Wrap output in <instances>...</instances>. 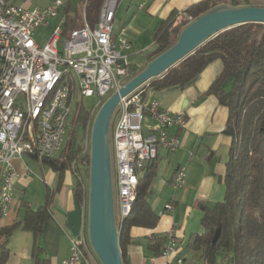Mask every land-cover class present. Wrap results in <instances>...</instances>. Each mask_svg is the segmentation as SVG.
I'll list each match as a JSON object with an SVG mask.
<instances>
[{"label": "built area", "instance_id": "1", "mask_svg": "<svg viewBox=\"0 0 264 264\" xmlns=\"http://www.w3.org/2000/svg\"><path fill=\"white\" fill-rule=\"evenodd\" d=\"M34 1L24 0L28 4ZM46 1V6L30 9L0 0V217L7 214L14 200L17 173L13 161L26 155L41 162L56 159L64 147L73 99L67 84L69 69H76L81 86H85L81 98L93 99L95 108L131 75V44L125 29L115 38L111 35L118 0H103L93 29L85 21V0L81 7L83 27L69 31L67 36H63L65 17L61 16L65 5H59V0ZM179 15L189 23L192 20L184 12ZM39 29L50 30L42 45L34 37ZM56 76H65V84L50 88ZM145 85L121 99L110 120L115 226L117 218L131 211L128 198L144 166L156 159L158 149L175 152L180 140L170 131L185 126L182 114L161 109L156 100L144 101ZM146 113L155 122L154 132L147 135L143 133ZM185 181V168H178L174 188H183ZM165 209L171 211L173 206L167 204ZM164 237L161 256L167 264H185L176 257L178 243L173 232ZM89 252L87 218L82 208L78 236L71 235L70 255L62 264L85 259Z\"/></svg>", "mask_w": 264, "mask_h": 264}, {"label": "trees", "instance_id": "2", "mask_svg": "<svg viewBox=\"0 0 264 264\" xmlns=\"http://www.w3.org/2000/svg\"><path fill=\"white\" fill-rule=\"evenodd\" d=\"M84 2L79 0V7L74 13V18L79 22L69 16L65 17L63 36H67L69 30L83 27L80 6ZM102 2L86 1L85 21L92 29L98 22ZM243 2L205 0L192 5L184 14L195 20L219 6H251L250 0ZM188 23L179 14L161 21L152 34L153 49L146 57V62H151L174 45ZM215 62H220L221 70L204 94L214 97L220 106L227 109L224 134L230 137L231 144L222 177L225 194L221 202L211 208H203L200 224L204 232L192 237L190 248L202 251V264H264V25L249 23L225 30L147 83L155 90L173 87L182 89ZM139 72L141 70L137 72L132 68L129 79ZM91 109L78 106L68 145L56 159L42 161L60 173L72 167L78 175L74 197L85 210L88 206L89 154L88 151L83 153L82 144L76 141L75 132L78 129L85 132L93 119ZM146 119H149L147 113L144 117ZM152 132L154 130H150ZM155 160L144 167L138 179L133 207L119 226L118 246L122 264L126 263L125 250L131 243L130 230L134 227L152 229L158 222V216L146 201L156 170ZM46 209L47 204L36 210H27L21 221L0 229V238H3L0 242V264H7V243L15 231L31 232L34 237L41 234ZM216 231H219V236L216 243L212 244ZM164 242V236L153 237L147 248L154 257H159ZM34 262L48 264L46 259L41 260L36 254ZM80 264L91 263L85 258Z\"/></svg>", "mask_w": 264, "mask_h": 264}, {"label": "crops", "instance_id": "3", "mask_svg": "<svg viewBox=\"0 0 264 264\" xmlns=\"http://www.w3.org/2000/svg\"><path fill=\"white\" fill-rule=\"evenodd\" d=\"M72 1L67 0V5L66 0L63 1L65 8L62 17L73 15L79 7V0L75 5ZM124 1L126 6L119 29L115 33L112 29V35L115 38L121 29H125L132 56L148 48L152 51V34L161 21L173 14H181L205 0ZM8 2L24 4L30 9L48 4L46 0H36L31 4L24 0ZM250 5L264 7V0H250ZM220 70V62L212 63L197 79L182 89L173 87L155 90L149 85L145 87L144 101L156 100L161 109L182 114L185 126L170 131L180 140V147L175 152L164 149L157 151L156 170L146 201L158 216V222L152 229L134 227L130 230L131 243L125 250V264H167L166 258L154 257L147 247L151 238L163 237L170 231L178 243L176 257L181 258L185 264H202V251L190 248L191 239L204 232L200 224L203 208H211L224 198L222 177L231 144L230 137L224 134L227 109L220 106L214 97L204 94ZM154 128L155 122L152 119L143 121L145 135L150 134ZM13 167L17 173L13 184L14 200L7 214L0 217V229L21 221L27 210H36L45 204L47 209L40 235L34 237L31 232L17 230L8 240L7 264H35V254L41 260L46 259L48 264H62L70 255L71 233L66 221L67 214L74 209V189L78 175L72 167L60 173L27 155L15 159ZM178 168H185L186 171L185 185L181 189H175L173 185ZM167 204H171L173 210H166ZM2 240L0 238V242Z\"/></svg>", "mask_w": 264, "mask_h": 264}, {"label": "water", "instance_id": "4", "mask_svg": "<svg viewBox=\"0 0 264 264\" xmlns=\"http://www.w3.org/2000/svg\"><path fill=\"white\" fill-rule=\"evenodd\" d=\"M249 23L264 25V7L219 6L206 12L184 27L174 45L149 62L99 108L90 134L87 236L100 264H122L114 221L109 143V125L115 108L121 99L164 74L210 38L225 30ZM81 221L82 208L74 199V209L67 214L66 221L71 235L78 236ZM218 236L219 231H216L212 244L216 243Z\"/></svg>", "mask_w": 264, "mask_h": 264}, {"label": "rangeland", "instance_id": "5", "mask_svg": "<svg viewBox=\"0 0 264 264\" xmlns=\"http://www.w3.org/2000/svg\"><path fill=\"white\" fill-rule=\"evenodd\" d=\"M239 2L241 4H244L243 0H239ZM72 3H74L73 5H75V4L78 3V1L77 0H73ZM125 3L126 2L124 0H118V2H117L116 10H115L116 17H115V19L113 21V25H112L113 33H115L119 29L120 18H121L122 13H124V8L126 6ZM69 18L70 19L72 18V20H73L74 14L73 15H69ZM73 21L79 22V20H77L75 18H74ZM49 35H50V30H48V29H39V30L36 31L34 37H35L36 41L39 44L42 45V44H44L46 42V40L48 39ZM150 53H151V48L150 49L148 48L147 50H144L143 52L134 54L132 56H130V53H129L128 64L131 66V70H132V68H135L137 70V72L140 71V70L142 71L146 67V65L148 64L146 62V57ZM78 82L79 81L75 77V85H76L77 90H76V92L74 94V97L72 99V102H71V114H70V119H69V125H68L67 131H66L65 143H64V147L62 148V150H64L66 148V146L68 145V143H69V141H70V139L72 137V133H73V124H72V122L75 121V119H76L78 106L83 105L85 107H92L94 105V100L93 99L81 98V96L79 94V91H78V87H79V83ZM146 86H148V83H146L145 87ZM225 87L227 88L228 85L225 86ZM99 108L92 107L91 116H93V119L87 125V127L85 129V132H82L80 129H78L75 132L76 141L77 142L79 141L82 144L83 153L88 151V154H89L91 128H92L93 120H94L95 115L97 114ZM81 136L83 137V139L80 140ZM110 138H111V131L109 130V142H110ZM110 159H111L110 160V163H111L112 162V151L111 150H110ZM111 176H112V164H111ZM112 189H113V201H114V198H115L114 186L112 187ZM114 211H116V206L115 205H114ZM85 217L87 218V209L85 210ZM85 258L88 259L91 264H100L99 260L94 255L92 250L89 252V256L88 257L85 256Z\"/></svg>", "mask_w": 264, "mask_h": 264}, {"label": "bare ground", "instance_id": "6", "mask_svg": "<svg viewBox=\"0 0 264 264\" xmlns=\"http://www.w3.org/2000/svg\"><path fill=\"white\" fill-rule=\"evenodd\" d=\"M63 1L64 0H59V5H63ZM192 21L193 20H191V22ZM112 25H113V22H112ZM111 35H112V28H111ZM74 76L79 81L78 82L79 83L78 91H79L80 96L85 95V86H81V79H80L78 73H76V69H69V72H67V84H68V88H70L71 93L73 94V97H74V94L77 90L76 85H75V77ZM63 84H65V76H56L55 78L52 79V81H50V88H59L60 85H63ZM135 199H136V188H132L131 196H130V198H128L129 210H131V208L133 207ZM129 212L130 211H126V217L128 216ZM126 217L117 218V221H116V232H117V234H118L120 224L123 222V220ZM91 250L92 249L90 247V251ZM82 260L83 259H74V261H71L70 264H80Z\"/></svg>", "mask_w": 264, "mask_h": 264}]
</instances>
